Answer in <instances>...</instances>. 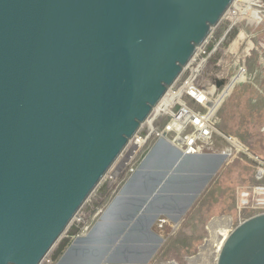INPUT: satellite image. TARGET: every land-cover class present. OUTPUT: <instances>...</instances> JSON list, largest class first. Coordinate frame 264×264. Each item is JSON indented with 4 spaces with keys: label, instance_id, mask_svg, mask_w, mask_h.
<instances>
[{
    "label": "water",
    "instance_id": "1",
    "mask_svg": "<svg viewBox=\"0 0 264 264\" xmlns=\"http://www.w3.org/2000/svg\"><path fill=\"white\" fill-rule=\"evenodd\" d=\"M235 2L0 0V264L48 258ZM228 155L158 140L64 258L103 264L137 217L105 262L148 263L163 242L153 224L179 225ZM217 264H264V212L229 233Z\"/></svg>",
    "mask_w": 264,
    "mask_h": 264
},
{
    "label": "rangeland",
    "instance_id": "2",
    "mask_svg": "<svg viewBox=\"0 0 264 264\" xmlns=\"http://www.w3.org/2000/svg\"><path fill=\"white\" fill-rule=\"evenodd\" d=\"M204 58H208V62L197 77L199 84L210 83L209 75L215 70L213 75L226 77L228 82L226 90L225 86L217 88L213 96L212 109H217L211 119L223 136L216 134L212 143L199 153L226 152L229 153L228 158L179 225L169 221L167 216L153 224V231L162 237L163 242L148 263L105 262L120 249L127 234L137 229L135 217L123 224L120 236L103 264H190L213 240L210 224L215 218L229 217L231 220L229 225L232 229L225 230V223L217 229L222 238L243 221L264 212V0H237L200 48L195 62L181 74L177 84L190 75L192 68ZM209 90L213 91L211 87ZM184 101L198 107L187 96ZM165 140L185 152L184 147L173 143L170 138ZM156 143L157 140L149 141L137 154L140 144L125 163L126 170L118 172L117 168L111 169V174L82 208L79 220L70 225L42 264H69L64 258L68 248L78 236L87 235L102 220ZM162 219L167 221L162 223ZM66 240L69 243L64 251L55 257L60 244ZM215 249L213 256L203 258L200 255L197 264H216Z\"/></svg>",
    "mask_w": 264,
    "mask_h": 264
},
{
    "label": "built area",
    "instance_id": "3",
    "mask_svg": "<svg viewBox=\"0 0 264 264\" xmlns=\"http://www.w3.org/2000/svg\"><path fill=\"white\" fill-rule=\"evenodd\" d=\"M193 62H195V60ZM197 66L194 69L192 68L190 75L181 81L180 84H177L179 81L178 79L174 85L169 88L167 94L154 108L151 115L142 124L138 133L129 142L126 149L112 167V170L114 168H117L118 172L126 170L127 168H124L125 163L132 158L131 156L134 155L139 145L142 144L137 154L149 141L170 138L173 143H177L181 145V147H184L185 152L199 153L203 148L205 149L206 146L212 143L216 134L223 136L222 132L213 124L211 119L213 113L217 109H212L213 96L215 95L217 87L214 86L212 88L213 91H210L205 90L203 84H199L197 77H199V73L202 72L203 67H201L199 71H196ZM214 73L215 72H213V74ZM226 88L225 86V90ZM185 96L189 97L198 107L190 106L184 101ZM134 159H132L131 162ZM109 174H111V172H109ZM109 174L107 176H109ZM79 216L80 213L77 215L76 219H78ZM161 221L165 223L167 220L162 219ZM221 247H216L215 249L217 252L215 257L216 264ZM212 252L213 249H211L208 244L202 254L200 253L198 256H213ZM198 259L199 257L193 259L196 260L194 264H197ZM193 260L190 264H193Z\"/></svg>",
    "mask_w": 264,
    "mask_h": 264
},
{
    "label": "bare ground",
    "instance_id": "4",
    "mask_svg": "<svg viewBox=\"0 0 264 264\" xmlns=\"http://www.w3.org/2000/svg\"><path fill=\"white\" fill-rule=\"evenodd\" d=\"M237 1V0H236ZM236 3V2H235ZM233 6V5H232ZM231 9V8H230ZM208 62V58H204L202 59V61L198 62V66L196 68V71H199L201 69V67H203V65ZM214 103V100H213ZM231 222L229 217H220V218H215L211 224H210V230L212 232V241H210V247L211 249H213L214 247H221L224 243V240L227 236H225V234L222 235V238H220L218 234L221 233H217V229L222 228L224 223H225V230H228L230 225L229 223ZM231 228V227H230ZM232 229V228H231ZM206 249V248H205ZM203 250V249H202ZM219 250V249H218ZM200 257V256H199ZM196 263V260H193V264Z\"/></svg>",
    "mask_w": 264,
    "mask_h": 264
},
{
    "label": "trees",
    "instance_id": "5",
    "mask_svg": "<svg viewBox=\"0 0 264 264\" xmlns=\"http://www.w3.org/2000/svg\"><path fill=\"white\" fill-rule=\"evenodd\" d=\"M68 243H69V241L66 240V241L62 242V244H60V246H59V248H58V250L56 252L55 257H58L64 251V249H65V247L67 246Z\"/></svg>",
    "mask_w": 264,
    "mask_h": 264
}]
</instances>
